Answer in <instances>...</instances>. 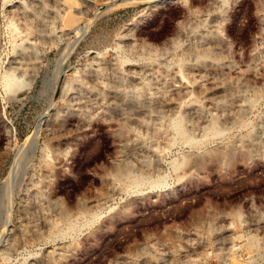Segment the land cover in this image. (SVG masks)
<instances>
[{
    "label": "rangeland",
    "instance_id": "rangeland-1",
    "mask_svg": "<svg viewBox=\"0 0 264 264\" xmlns=\"http://www.w3.org/2000/svg\"><path fill=\"white\" fill-rule=\"evenodd\" d=\"M0 264H264V0H0Z\"/></svg>",
    "mask_w": 264,
    "mask_h": 264
},
{
    "label": "bare ground",
    "instance_id": "bare-ground-1",
    "mask_svg": "<svg viewBox=\"0 0 264 264\" xmlns=\"http://www.w3.org/2000/svg\"><path fill=\"white\" fill-rule=\"evenodd\" d=\"M227 1V0H226ZM222 2V1H221ZM69 5H70V3H69ZM66 10V9H65ZM69 11V10H68ZM67 12V11H66ZM67 16V15H66ZM67 17H70L69 15L67 16ZM71 18H73L72 19V22H74V17H71ZM65 19V18H64ZM66 20H67V18H66ZM203 20V19H202ZM12 22H14V21H12ZM65 22H68V21H65ZM15 23V22H14ZM13 24V23H12ZM15 26V25H14ZM16 31H17V28L15 29ZM48 30V29H47ZM209 31V30H208ZM46 36V35H45ZM36 38V37H35ZM177 38V37H176ZM177 42V41H176ZM211 43V42H210ZM130 44V43H129ZM168 44V43H167ZM224 45V44H223ZM147 46V45H146ZM134 47V46H133ZM164 51V50H163ZM188 52V51H187ZM147 53V52H146ZM165 53V52H164ZM204 54V53H203ZM201 57H202V55H200ZM199 56V57H200ZM176 58V57H175ZM205 58V57H204ZM204 58H203V60H204ZM178 60V59H177ZM202 60V59H201ZM200 60V61H201ZM181 65V64H180ZM192 70V69H191ZM207 71V70H206ZM99 74V73H98ZM104 77V76H103ZM102 79V78H101ZM141 83V82H140ZM162 86V85H161ZM143 87V86H142ZM141 88V87H140ZM157 90V89H156ZM146 91V90H145ZM137 100V99H136ZM154 134V133H153Z\"/></svg>",
    "mask_w": 264,
    "mask_h": 264
}]
</instances>
